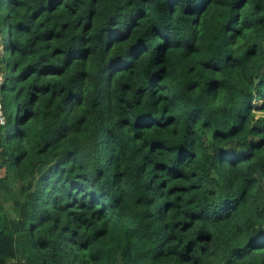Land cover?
Masks as SVG:
<instances>
[{"label":"trees","instance_id":"16d2710c","mask_svg":"<svg viewBox=\"0 0 264 264\" xmlns=\"http://www.w3.org/2000/svg\"><path fill=\"white\" fill-rule=\"evenodd\" d=\"M0 264H264V0H0Z\"/></svg>","mask_w":264,"mask_h":264},{"label":"rangeland","instance_id":"374dc122","mask_svg":"<svg viewBox=\"0 0 264 264\" xmlns=\"http://www.w3.org/2000/svg\"><path fill=\"white\" fill-rule=\"evenodd\" d=\"M2 43H0V54H1V49H2ZM1 112V111H0ZM3 123V117L2 115L0 114V124Z\"/></svg>","mask_w":264,"mask_h":264},{"label":"built area","instance_id":"2783aa9c","mask_svg":"<svg viewBox=\"0 0 264 264\" xmlns=\"http://www.w3.org/2000/svg\"><path fill=\"white\" fill-rule=\"evenodd\" d=\"M0 114H1V112H0ZM12 264H15V263H12Z\"/></svg>","mask_w":264,"mask_h":264}]
</instances>
